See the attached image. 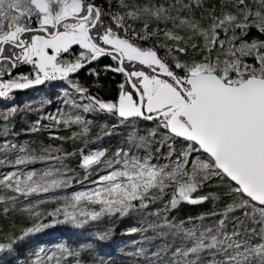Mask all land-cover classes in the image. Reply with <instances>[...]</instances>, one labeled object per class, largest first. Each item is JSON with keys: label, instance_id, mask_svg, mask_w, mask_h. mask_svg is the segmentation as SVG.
Returning <instances> with one entry per match:
<instances>
[{"label": "snow or ice", "instance_id": "snow-or-ice-1", "mask_svg": "<svg viewBox=\"0 0 264 264\" xmlns=\"http://www.w3.org/2000/svg\"><path fill=\"white\" fill-rule=\"evenodd\" d=\"M254 31L257 38L249 40ZM259 37H264V0H0V98L67 81L81 102L68 96L63 100L68 111L44 115L28 131L78 126L71 137L58 138L84 145L75 152L48 145L36 153L7 139L18 135L7 124L0 129V168L14 169L0 172V210L7 215L28 201L21 210L32 221L20 235L0 234V254L11 256L21 242L54 224L83 228L101 217L140 213L137 226L122 233L139 237L131 241L130 264H264V39ZM103 57L115 62L104 71L125 78L115 101L71 79ZM22 65L32 71L12 76ZM89 74L99 76L95 68ZM79 110L107 113L118 123L102 125V135L93 140L92 122ZM141 120L154 125L145 134L136 126ZM121 126L128 129L123 146L111 154L90 147ZM76 155L86 170L82 177L66 163ZM49 161L55 163L28 169ZM75 184L82 190L56 194ZM213 187L217 191H203ZM42 194L57 204L47 213L49 222L36 210L45 199L32 202ZM182 203L212 208L185 218L172 215ZM113 234L112 228L98 231L75 248L40 247L27 264H111L88 253L91 244Z\"/></svg>", "mask_w": 264, "mask_h": 264}, {"label": "trees", "instance_id": "trees-1", "mask_svg": "<svg viewBox=\"0 0 264 264\" xmlns=\"http://www.w3.org/2000/svg\"><path fill=\"white\" fill-rule=\"evenodd\" d=\"M257 38V33L254 31L250 37L249 40ZM261 39H264V37H259ZM162 42L164 41V38H161ZM147 46V45H146ZM163 54V51L160 52V55ZM187 56L190 58L193 56V52L189 50ZM105 65H109L108 63L101 62L98 64H94L93 67H90L91 65H88L86 67V71L82 74V80H83V86L89 87L91 93L93 95H99L102 99L106 101H115L117 100V94L119 93V85L124 82V76H122L120 73L112 72V71H104ZM89 68H95L96 71L99 73V76L90 75L89 74ZM9 119L8 121H3L0 119V129L3 128L4 124H7L15 133H18V135L14 136V139L17 142H23L27 144L30 148H39L41 146H48L51 145L53 147H62L67 152H75L78 149L84 147L82 142L80 140L72 141L70 139L61 140L58 137H71L73 134V131H79L78 126H74L73 128H64L61 126L59 130H57L56 135L50 136L48 131L46 129L41 128L40 131L37 132H30L28 129L32 127L33 120L24 119L23 116L19 113L17 114H8ZM3 115L0 114V118H2ZM91 133L90 137L91 139H95L97 134L102 135L101 132V126L107 125L111 127L113 123H117V118L106 114L101 118H97L91 121ZM136 126L141 129L142 126V120L138 121L136 123ZM103 147L109 149V154L111 152L115 151L117 149L118 144L116 142H108L105 139H102L101 141H98L95 145H90V147ZM180 144H177V149L180 148ZM164 154H167L166 149L163 150ZM79 160L80 157L78 155L72 156L66 160V163L69 167L74 169L78 175L81 177L86 174V170L79 167ZM5 168V167H3ZM3 168H0V172ZM91 170V169H90ZM91 174L93 178H95V173L92 172ZM85 187H91L92 185L85 182ZM80 185L76 187L78 190ZM226 190V189H225ZM204 192L209 191H217L216 188H205L203 190ZM38 197H33L32 202L34 203L35 200ZM45 203L38 205L36 210L41 212V218L45 219L46 221L53 219L50 217H47V213L51 212L55 206L57 205L56 202L52 201L51 199L46 198ZM28 203V201H23L22 204L15 210L7 215H5L2 210H0V230H2V233L0 234H11L15 233L16 235H20L23 229H26L27 227H30L32 225V221L30 220L28 214L26 212H23L21 209L23 206H25ZM212 208V205L210 204H202V205H187V204H181L179 208L172 213V215L177 216L179 218H185L189 215H197L200 213H204L206 211H209ZM141 219L140 213H130L127 217H119L118 214L113 217H101L100 220L94 221V223H91L93 226L91 227L92 231L89 232V236L86 239H77L75 236L70 234V232L65 234L66 242L72 246L73 248L77 247L78 245L88 242L90 238L93 237V234L102 231L107 230L108 228L114 229L115 235H123L124 228L129 226H137V222ZM113 236L106 242H104L106 245L110 244ZM133 239L128 238L127 241L123 244L124 248L126 250L122 251V248H118L116 250V255L119 254L117 257H110L107 256V254H101V251L99 250V245H96L95 243L91 244V247L93 251L88 253V256L91 258H94L95 260H110L111 264H130L132 257H129L127 255L128 252L134 251V245L131 243ZM128 245H131V249H128ZM34 244H31L27 238L26 241L21 242L19 245H17L18 253L23 257H29L32 252L35 250ZM97 250V251H95ZM100 252V253H99ZM103 255V257H101ZM12 257H8L5 260H0L3 262V264H8L9 261L12 262Z\"/></svg>", "mask_w": 264, "mask_h": 264}, {"label": "rangeland", "instance_id": "rangeland-1", "mask_svg": "<svg viewBox=\"0 0 264 264\" xmlns=\"http://www.w3.org/2000/svg\"><path fill=\"white\" fill-rule=\"evenodd\" d=\"M98 2H101V0H98ZM105 7H107V4H105ZM164 55V53L162 54ZM32 71V66L29 65L27 67V72L23 73L25 75L29 74ZM89 71V70H88ZM71 79L75 80L76 82L80 83L79 80L71 76ZM81 84V83H80ZM68 96H75L77 99V102H81L79 100L78 95H76L73 90L70 88L68 85L67 81H50L44 87L40 88L37 91H34L31 94H24L20 96V98H17L13 95H10L7 98H0V114L5 115V114H21L24 119H31L33 120V123L40 117L48 114H53L56 112L57 109H63L64 111L69 110V106H66L63 104V100L67 98ZM12 109H16L15 112H12ZM79 114H81L84 119L92 121L97 118H101L107 113H101V112H89V113H84L82 110H79ZM45 123H48V121H44ZM118 123V120H117ZM137 123V122H136ZM152 122H147V121H142V126L140 129L141 134H145L147 130L151 127H153ZM61 128V127H60ZM58 129H46L49 133L50 136L56 135V132ZM45 129V128H43ZM128 129L125 127L121 126L117 129V133L111 137H104L106 141L110 142H116L118 144V147L123 146L124 144V139L126 136V132ZM7 139H14L13 136H9ZM4 140L3 137H0V143H2ZM16 141V140H15ZM17 142V141H16ZM21 145H25L23 142H17ZM180 144V143H178ZM181 145V144H180ZM26 146L31 149L32 151L39 153V151L45 147L41 146L39 148H30L27 144ZM179 151V148L177 149ZM167 151V149H166ZM55 163L54 161H49V162H37L36 164L29 165L28 169L31 168H36L38 170H43L46 167H48L50 164ZM71 168V167H70ZM11 167H5L1 170V172H8L12 171ZM87 172L91 173V170H87ZM80 176V175H79ZM86 184V183H85ZM79 184H75L72 189H68L65 192H57L56 194H68L73 190H78L76 187H78ZM81 186L79 187V189ZM50 194H42V197L38 198H43L49 199ZM57 207V205L55 206ZM87 210L91 211V208H88ZM98 210V209H97ZM53 211V210H52ZM56 219H62V217H56ZM52 219L46 221L49 222ZM91 223H94V221H89L88 225H85L83 228H77L71 224H54L52 227L45 229L41 233H37L35 235H32L28 238L29 242L31 244H34L36 247L33 252L38 250L40 247L45 248L46 250H53L56 249L58 246L61 245H66L68 247L73 248L70 246L65 240V234L70 232L73 236H75L77 239H86L89 236V232L92 231L91 227L93 226ZM130 228L129 226L124 228L123 233ZM128 238L131 239H139L138 236H129V235H115L113 236L110 244H105L104 242L99 244V250L101 251V254H107V256L110 257H117L119 254L116 255V250L118 248H122L126 250L123 246V244L127 241ZM131 245H128V249H131ZM97 251V250H95ZM32 252V253H33ZM100 253V252H99ZM8 257H12V262L11 264H27V262L30 259H34V256L32 254L29 257H23L21 256L18 251L13 253L11 256H7L5 254H0V260H5ZM103 257V255H101Z\"/></svg>", "mask_w": 264, "mask_h": 264}, {"label": "flooded vegetation", "instance_id": "flooded-vegetation-1", "mask_svg": "<svg viewBox=\"0 0 264 264\" xmlns=\"http://www.w3.org/2000/svg\"><path fill=\"white\" fill-rule=\"evenodd\" d=\"M101 62H105V63H108V64H111L113 66H115V62L112 61L109 57H103L101 59H99L98 61L96 62H93L92 64H90L91 66L90 67H93L94 64H98V63H101ZM29 65H22L20 66L19 68L17 69H14L11 73L12 76H16V75H19V74H23V73H26L27 72V67ZM86 68L82 69L79 73L77 74H74L72 77L76 78L77 80H79V82L81 83V85H83V80H82V74L86 71L85 70ZM90 69V68H89ZM122 75V74H121ZM123 76V75H122ZM9 77L8 76H5L4 79L7 80ZM50 81L46 82L45 84L43 85H37V86H33L31 88H28V89H24V90H13V92L10 94V95H13L17 98H20V96L24 95V94H31L33 93L34 91H37L39 90L40 88L44 87V85H46L47 83H49ZM53 82V81H52ZM118 95L119 93L117 94V99H118Z\"/></svg>", "mask_w": 264, "mask_h": 264}]
</instances>
